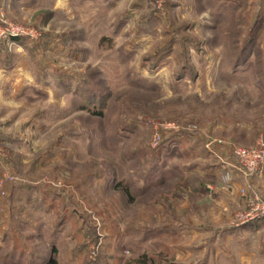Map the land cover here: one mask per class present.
I'll list each match as a JSON object with an SVG mask.
<instances>
[{"label": "rangeland", "instance_id": "rangeland-1", "mask_svg": "<svg viewBox=\"0 0 264 264\" xmlns=\"http://www.w3.org/2000/svg\"><path fill=\"white\" fill-rule=\"evenodd\" d=\"M3 29L0 264H264V0H0Z\"/></svg>", "mask_w": 264, "mask_h": 264}, {"label": "built area", "instance_id": "built-area-1", "mask_svg": "<svg viewBox=\"0 0 264 264\" xmlns=\"http://www.w3.org/2000/svg\"><path fill=\"white\" fill-rule=\"evenodd\" d=\"M12 32L13 34L11 33V35H14V36H18L19 34H21L20 32L31 33L30 30L25 31L19 27H13ZM0 33L3 34V37L6 34L4 29L0 30ZM236 156L238 157L239 162L242 164L240 165L239 169H242V170L246 169L250 172H253L256 170L259 164L260 166H263L262 164H264V144H261V146L258 149L251 150L250 152L249 150H245V149L238 150V151L236 150ZM11 179L12 178L10 177V180ZM258 205L252 208L250 212L246 213L244 218L245 219L254 218L257 216L264 217V204H261L259 206Z\"/></svg>", "mask_w": 264, "mask_h": 264}, {"label": "crops", "instance_id": "crops-1", "mask_svg": "<svg viewBox=\"0 0 264 264\" xmlns=\"http://www.w3.org/2000/svg\"><path fill=\"white\" fill-rule=\"evenodd\" d=\"M29 195L30 197L28 198V206L30 209H34V211H36V206L39 208H42L39 209V213H44V212H47L46 211V207H47V204L49 203V201L47 200V196L48 195V192L46 193V190L44 189H41L40 187L39 188H32V187H29ZM50 191V190H49ZM16 193V192H15ZM19 194V192H18ZM50 197V192H49V195ZM24 200V199H23ZM26 200V199H25ZM38 204V205H37ZM44 215V214H43ZM32 222H35L34 220L30 219ZM47 224V223H46ZM53 233H47L46 236L47 237H51ZM41 255V254H40ZM42 256V255H41ZM48 260V259H47ZM50 262V261H49Z\"/></svg>", "mask_w": 264, "mask_h": 264}, {"label": "trees", "instance_id": "trees-1", "mask_svg": "<svg viewBox=\"0 0 264 264\" xmlns=\"http://www.w3.org/2000/svg\"><path fill=\"white\" fill-rule=\"evenodd\" d=\"M127 188H124V191L127 193V190H126Z\"/></svg>", "mask_w": 264, "mask_h": 264}]
</instances>
